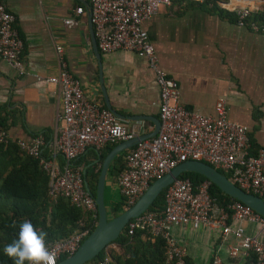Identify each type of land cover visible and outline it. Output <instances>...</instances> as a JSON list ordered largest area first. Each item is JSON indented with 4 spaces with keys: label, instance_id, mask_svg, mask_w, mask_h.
<instances>
[{
    "label": "built area",
    "instance_id": "2783aa9c",
    "mask_svg": "<svg viewBox=\"0 0 264 264\" xmlns=\"http://www.w3.org/2000/svg\"><path fill=\"white\" fill-rule=\"evenodd\" d=\"M222 3L233 11L236 25L264 35V0ZM169 4L170 0H87L96 48L104 53L126 50L143 57L157 87V131L126 148L122 168L114 181L117 194L130 205L153 179L175 164L192 159L220 170L233 184L264 201V148L249 152L247 126L228 118L222 97L214 101L212 114L184 107L178 100L176 81L157 63L142 23L159 5ZM73 11L76 15L83 8L77 5ZM14 21L13 13L0 0V57L20 75L25 71L22 41ZM62 23L71 25L75 20L68 16ZM54 56L56 71L41 78L57 88L58 124L49 139L37 132L14 141L45 172L50 195L63 197L92 214L95 205L83 188L82 167L71 162L87 148L99 151L106 144L130 139L136 133L120 123L98 99L82 91L79 80L66 70L59 45H54ZM7 140L10 137L0 131V142ZM43 148L47 153H43ZM208 185L207 179L193 186L186 177L175 178L164 187L162 207L130 218L124 226L125 235L140 229L162 238L165 263L182 264L185 250L171 234L172 227H211L218 230V236L206 264H228L230 259L236 260L230 264H244L250 254L254 256L252 264H264V218L236 199L216 203L208 194ZM86 233L85 228L74 229L45 244L55 253L56 261L59 255L72 253ZM109 260L104 252L100 258L84 264H108Z\"/></svg>",
    "mask_w": 264,
    "mask_h": 264
},
{
    "label": "crops",
    "instance_id": "0c3cea01",
    "mask_svg": "<svg viewBox=\"0 0 264 264\" xmlns=\"http://www.w3.org/2000/svg\"><path fill=\"white\" fill-rule=\"evenodd\" d=\"M3 1L15 18L25 71L17 74L0 57V115L5 119L0 131L11 140L25 139L37 132L46 139L51 136L59 121L58 91L41 77L57 69L54 45L60 46L66 70L79 80L86 95L104 106L100 73L116 119L136 135L153 130L158 97L152 71L143 57L126 50L104 53L96 48L97 63L89 38L87 7L83 4L87 0ZM224 1L170 0L169 5H159L142 26L158 65L177 83L179 102L186 108L212 114L214 101L222 97L228 118L247 126L249 152L254 153L264 148V35L236 25L233 11L221 4ZM77 5L83 11L74 15ZM68 16L75 23L63 24L62 19ZM105 150L106 146L99 149L101 154L109 149ZM42 151L47 153L46 148ZM125 152L126 148L117 153L118 165H123ZM80 157L89 163L95 152L87 148ZM114 181L115 177L106 176L107 205L118 197ZM171 234L192 264H206L218 230L174 226Z\"/></svg>",
    "mask_w": 264,
    "mask_h": 264
},
{
    "label": "trees",
    "instance_id": "16d2710c",
    "mask_svg": "<svg viewBox=\"0 0 264 264\" xmlns=\"http://www.w3.org/2000/svg\"><path fill=\"white\" fill-rule=\"evenodd\" d=\"M0 127H5V119L1 115ZM111 145L112 143L106 144V150ZM117 162L119 158L116 156L108 167V174L113 177L122 168V164L118 165ZM87 163V160H82L80 155L71 162L72 165H81L82 177L93 192L98 167L94 164L87 165ZM184 177L188 178L193 186L205 179L202 175L191 171L181 172L176 178ZM47 182L48 177L38 166L36 159L24 154L13 139L0 142V264H14L13 260L5 255L4 247L18 238L19 224L25 220L31 221L38 231L42 230L47 233L45 242L66 236L74 229L85 228L88 233L93 228L96 219L95 210L91 214L69 204L63 197L50 195ZM163 190L164 188L146 210L162 207ZM207 191L218 204L233 200L211 182H209ZM118 196L119 199L111 206L109 216L116 214L118 206L120 210L128 206L124 198ZM14 222L15 227H13ZM111 245H116L118 250ZM164 248V241L158 236H151L147 231L140 229H135L128 236L125 235V228H123L113 241L109 242L88 262L100 258L106 252L110 259L108 264H166ZM64 256L59 255L57 260ZM223 260L227 261L225 257ZM230 262L234 263L236 260L230 259ZM230 262L227 261L228 264ZM252 262H254V256L250 254L244 260V264H252ZM169 264L176 263L170 261ZM182 264L192 263L184 255Z\"/></svg>",
    "mask_w": 264,
    "mask_h": 264
},
{
    "label": "water",
    "instance_id": "95a60500",
    "mask_svg": "<svg viewBox=\"0 0 264 264\" xmlns=\"http://www.w3.org/2000/svg\"><path fill=\"white\" fill-rule=\"evenodd\" d=\"M83 4L87 7V3L83 1ZM87 21L91 48L94 53V57L97 59V63H99V56L96 50L89 14H87ZM98 82L104 106L111 111L112 114H116L110 108L106 99L105 92L101 84L100 73H98ZM158 125L159 121L155 118L152 131L116 142L103 156H101L100 151L94 150L95 157L87 164H96L98 166L93 192H91L85 179L82 177L83 188L87 194L92 197L95 205L96 219L93 228L82 238L72 253L56 260L55 264H84L95 257L109 242L113 241L120 234L125 226V223L130 218L135 217L139 213L146 210L160 191L166 185L171 183L181 172L185 171H191L202 175L205 179L214 184L222 193L248 205L264 218V201L260 197L242 190L229 181L223 173L219 172L209 164L192 159H187L175 164L161 176L153 179L130 205L122 208L118 213L108 216L107 206L104 201V183L106 176L108 175L109 164L121 150L130 147L140 139L154 135L157 131ZM81 173L83 175V170Z\"/></svg>",
    "mask_w": 264,
    "mask_h": 264
},
{
    "label": "clouds",
    "instance_id": "9594fccd",
    "mask_svg": "<svg viewBox=\"0 0 264 264\" xmlns=\"http://www.w3.org/2000/svg\"><path fill=\"white\" fill-rule=\"evenodd\" d=\"M46 236V232L38 231L31 221L25 220L19 224L18 238L5 245L4 253L14 264H55V253L45 244Z\"/></svg>",
    "mask_w": 264,
    "mask_h": 264
},
{
    "label": "rangeland",
    "instance_id": "374dc122",
    "mask_svg": "<svg viewBox=\"0 0 264 264\" xmlns=\"http://www.w3.org/2000/svg\"><path fill=\"white\" fill-rule=\"evenodd\" d=\"M105 197V196H104ZM115 197H116V195H115ZM106 198V197H105ZM119 199V196L115 199L116 201ZM108 201V200H107ZM105 202V204H106V206H107V214H108V216L110 215V209H111V206H112V204H109V205H107L109 202ZM109 206V207H108ZM120 211V207L118 206L117 207V211H116V213L117 212H119ZM112 246V245H111ZM113 247V246H112ZM114 249H115V247H114Z\"/></svg>",
    "mask_w": 264,
    "mask_h": 264
}]
</instances>
